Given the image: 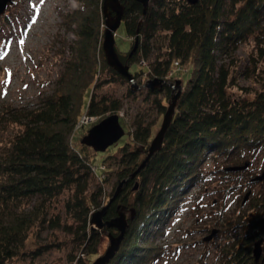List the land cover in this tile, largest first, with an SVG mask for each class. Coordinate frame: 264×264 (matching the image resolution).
Returning <instances> with one entry per match:
<instances>
[{"label": "trees", "instance_id": "1", "mask_svg": "<svg viewBox=\"0 0 264 264\" xmlns=\"http://www.w3.org/2000/svg\"><path fill=\"white\" fill-rule=\"evenodd\" d=\"M76 1L79 9L65 19L75 40L58 88L41 106L21 115L26 120L23 134L0 160V264H9L21 253L32 229L45 223V204L58 199H62L67 219L76 225L74 229L84 244V257L75 264H90L88 257L97 253L103 233L118 235L115 229H94L90 223L93 213L111 198L101 200V184L108 180L104 175L107 171L100 176L86 152L87 146L78 150L73 138L82 116L95 117L121 109L117 101H96L94 90L100 86V77L107 71L114 80L125 78L111 69L104 57L103 0ZM228 1L199 0L190 5L187 0H151L143 16L140 3L122 0L126 7L122 23L127 35L136 36L141 22L139 37L144 40L131 56L134 45L124 56L118 54L120 60L129 66L141 61L146 64L144 58L151 55L150 41L157 34H164L165 43L160 47L164 53L156 55L148 67L151 77L165 81L175 79L177 74H188V79L183 82L163 143L137 176L140 186L136 191L131 175L148 155L151 125L138 123L130 134L141 151L129 150L128 143L119 150L121 168L117 174L122 180L127 178V183L110 204L104 220L129 207L134 216L109 264H149L161 254L157 248L143 246L141 241L175 210L185 189L203 175L202 166L209 157L223 158L238 166L255 160L257 152L264 150V83L253 97H248L249 92L238 87L231 69L234 62L219 64L218 57V52L234 53L250 35L264 30V0H231L230 7H226ZM176 63L187 66L189 71L170 76ZM163 87L169 102L172 85L164 83ZM163 90L157 88L149 94L159 95ZM235 90L245 95L236 97ZM154 102L160 113H165L162 100L155 98ZM222 172L230 175L226 170ZM93 178L101 184L91 189ZM262 194L253 201L257 210L264 208ZM33 197H38L40 203L32 211L13 214L14 208ZM248 221L247 227L257 231V237L264 235V218L256 216ZM232 248L226 254L230 264H256L252 246L245 250L235 245Z\"/></svg>", "mask_w": 264, "mask_h": 264}, {"label": "rangeland", "instance_id": "2", "mask_svg": "<svg viewBox=\"0 0 264 264\" xmlns=\"http://www.w3.org/2000/svg\"><path fill=\"white\" fill-rule=\"evenodd\" d=\"M14 1L15 3L8 5L5 13L0 16V160L9 154L14 140L23 134L26 120L21 115L41 106L58 88V79L70 58V46L75 40L74 34L67 28L65 19L80 7L76 0ZM230 1L226 7H230ZM32 4L38 11L31 10ZM41 15H44L43 19L40 18ZM29 21L32 24H29ZM37 21L39 23L36 24ZM23 25L27 31L23 29ZM261 25L264 27V17ZM32 27L35 29L30 32ZM103 27L105 28V23ZM134 40L135 36H128L122 23L115 33L117 53L124 56L134 45ZM143 40V36H140L139 45ZM150 43L151 55L144 58L148 66L140 63L130 66L133 76L139 73L134 79L136 90H132V83L127 79L114 80L112 74L107 71L100 77V86L94 90L96 101L102 98L109 102L117 101L121 105L119 112H107L95 117L86 116L89 118L85 120V124L81 123L85 117L82 116L78 123L80 125L75 128L73 145L78 150H81L84 145L82 140L89 135L90 130L110 115L119 116L125 131L124 136L105 152L96 153L86 145V152L92 164L97 166V173L101 176L107 171V174H104L108 179L106 182L101 184L94 178L91 181V189H94L96 184L102 185V202L104 198L108 200L112 197L122 180L117 174L121 168L118 162L120 148L128 143L129 150L141 151L142 147L132 142L130 134L136 125L142 122L152 127L149 138L151 145L165 114L160 113L154 99L162 100L166 110L172 99L171 97L168 102V93L163 90V85L157 87L163 90L159 95L149 94L150 89L146 88V84L154 80L149 72V65L156 55L164 53V50H160L165 43L164 34H157ZM218 57L219 64L234 62L232 72L238 87L249 92L248 97H253L256 91L261 90L264 83V30L250 35L240 43L234 53L218 52ZM187 79L188 74H177L175 79L165 81L167 85H174V96L178 92L176 81L181 80L183 86ZM130 90L133 93H130ZM235 93L236 97L245 95L239 90H235ZM142 157L141 155L140 160ZM246 162H249V165L245 170L238 171L240 175L238 172L229 171L227 173L230 175H223L222 170L234 165L223 158L207 159L202 166L203 175L193 183L194 185L191 184L185 189L175 210L143 237V246L148 245L161 252L149 264H230L226 254L229 249H233V245L243 250L250 245L254 249L259 239L264 240V235L257 237V231L251 230L246 224L256 216L264 218V208L257 210L253 204L264 192V181L255 180V177L264 171V150L257 152L255 160ZM134 183L139 184L140 180L135 178ZM248 193L249 196L244 201ZM39 203L40 199L33 197L14 208L13 214L28 213ZM46 207L48 215L45 223L32 229L24 249L17 257L11 259L9 264H75L80 257H84V244L80 233L74 229L76 225L67 219L62 199L51 204L46 203L45 210ZM122 211L126 219L130 220V207ZM263 229L264 227L261 230ZM109 244L108 235L103 233L97 253L88 257L90 264L105 253ZM261 250L258 264H264V241ZM72 258L75 261L71 262Z\"/></svg>", "mask_w": 264, "mask_h": 264}, {"label": "water", "instance_id": "3", "mask_svg": "<svg viewBox=\"0 0 264 264\" xmlns=\"http://www.w3.org/2000/svg\"><path fill=\"white\" fill-rule=\"evenodd\" d=\"M128 1V0H125ZM138 2L143 7V16L146 15L148 11V7L151 0H133ZM190 5H196L199 0H187ZM15 3L14 0H0V16L5 13V10L8 5H13ZM125 5L122 0H103V16L105 23V30L103 36L102 48L104 52V57L107 65L113 69L116 73H118L121 77L127 79L128 82L132 83L133 90L137 89V85L134 84V76L130 73V66L124 64L116 51L115 48V33L122 24L123 17L125 14ZM141 22L138 24V29L136 31V36L134 40V46L130 53V56L136 52L139 46V30H140ZM166 83L161 79H154L147 83L146 88L154 91L158 86H162ZM176 88H178L177 94L172 96L169 107L167 108L164 116L162 125L157 135L153 139L147 157L141 163L140 167L131 175V178H137L139 172L145 165L149 162L151 157L158 150L159 146L163 143L165 134L173 120L175 115V110L177 107V102L182 94V86L181 80H177L175 83ZM125 134L123 127L120 124L119 116L116 114L110 115L105 119L101 120L98 124H96L89 132L83 140L82 144L91 147L95 152H105L109 147L116 144ZM249 165V162H246L243 166H232L226 168V171L229 172H238L241 170H245ZM256 181H264V171L261 175L255 177ZM127 183V179L121 180L110 198L109 202L100 210L93 213L91 216L90 223L94 229L99 230H109L115 229L118 232V235H113L111 232H107L110 244L105 251L104 254L100 255L93 264H109L117 252L120 249V246L125 238L127 228H128V219H126V215L123 211H120L118 215L109 220H104V217L107 213V210L110 204L120 195L124 185ZM139 184L135 183L133 191L138 190ZM249 193L246 195L245 200ZM134 216V212L131 214L132 218ZM212 237V235L208 238V240ZM263 238L259 239L253 249V257L255 263L258 264L261 258V245L263 243ZM264 261V258L262 259Z\"/></svg>", "mask_w": 264, "mask_h": 264}, {"label": "built area", "instance_id": "4", "mask_svg": "<svg viewBox=\"0 0 264 264\" xmlns=\"http://www.w3.org/2000/svg\"><path fill=\"white\" fill-rule=\"evenodd\" d=\"M141 64H145V62H144V61H143V62L141 61V62H140V65H141ZM145 66H146V64H145ZM188 69H189V68H188L187 66H184V67H183L182 65H179V63H176V64H175V67L173 68L172 72L170 73V76H171V75H174L176 72L187 73V72L189 71ZM85 117H86V116H85ZM85 117L82 119V122H81L82 124H85V122H86L85 120H87V118H89V117H86V118H85ZM79 125H80V124H79ZM79 125H78V126H79ZM78 126H76V127H78ZM95 171H96V169H95Z\"/></svg>", "mask_w": 264, "mask_h": 264}, {"label": "bare ground", "instance_id": "5", "mask_svg": "<svg viewBox=\"0 0 264 264\" xmlns=\"http://www.w3.org/2000/svg\"><path fill=\"white\" fill-rule=\"evenodd\" d=\"M31 10H33L34 12L38 11V9L32 4L31 5ZM44 15H41L40 18L43 19ZM39 23L38 21L36 22V24ZM29 24H32L30 21H29ZM23 29L25 31H27V28L25 27V25H23ZM33 29V30H32ZM32 29L30 30V32H33L35 28L32 27ZM29 41V40H28ZM28 41L26 42V44L28 43Z\"/></svg>", "mask_w": 264, "mask_h": 264}]
</instances>
